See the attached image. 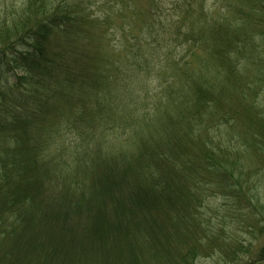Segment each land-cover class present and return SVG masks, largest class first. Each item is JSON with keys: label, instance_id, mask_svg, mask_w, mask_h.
Instances as JSON below:
<instances>
[{"label": "trees", "instance_id": "16d2710c", "mask_svg": "<svg viewBox=\"0 0 264 264\" xmlns=\"http://www.w3.org/2000/svg\"><path fill=\"white\" fill-rule=\"evenodd\" d=\"M148 1L0 0V264L264 262V0Z\"/></svg>", "mask_w": 264, "mask_h": 264}, {"label": "rangeland", "instance_id": "374dc122", "mask_svg": "<svg viewBox=\"0 0 264 264\" xmlns=\"http://www.w3.org/2000/svg\"><path fill=\"white\" fill-rule=\"evenodd\" d=\"M19 1V0H18ZM130 2L131 5H134L136 7L135 10H143L145 11L148 7V0H125V3ZM211 0L208 1V3L210 4ZM19 3V2H18ZM96 10L98 11V8L96 7ZM253 158V156H252ZM264 196V195H263ZM261 203H262V208L261 207H257V211L258 212H264V198L261 199ZM220 205V201L217 200L216 202L212 201L209 202L208 204V208L210 209L213 205ZM224 212V216L227 217L226 222H229V227L231 229H233V231L235 232L234 234H232V236H235L239 242L241 243V246L243 247V249H248V254H240L238 257H236L234 260H238L239 259H243L242 260V264L245 263V261H250V259L255 258V256L257 255L260 247L263 244V239L259 237L258 231L256 230V226L254 224L253 219H251L249 213H251V215H255L256 210L254 209H244L242 208L241 210H238L234 213H227ZM245 214V215H242ZM227 215V216H226ZM261 221V220H260ZM264 226V225H263ZM224 255V254H223ZM228 258L226 257L225 260H227ZM223 259H221L219 256L218 257H213V258H204V259H199L197 261V264H229L228 262L230 261L227 260L226 263H223L222 261ZM230 264H232L230 262ZM260 264H264V262L260 263Z\"/></svg>", "mask_w": 264, "mask_h": 264}]
</instances>
